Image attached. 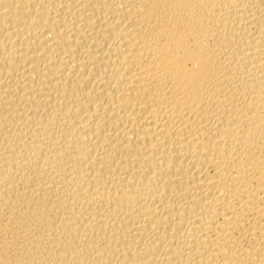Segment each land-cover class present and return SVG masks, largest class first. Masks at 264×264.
<instances>
[{
	"label": "bare ground",
	"instance_id": "obj_1",
	"mask_svg": "<svg viewBox=\"0 0 264 264\" xmlns=\"http://www.w3.org/2000/svg\"><path fill=\"white\" fill-rule=\"evenodd\" d=\"M0 264H264V0H0Z\"/></svg>",
	"mask_w": 264,
	"mask_h": 264
}]
</instances>
